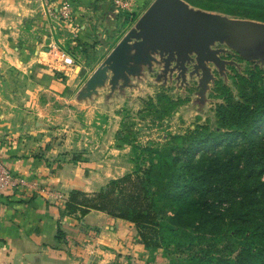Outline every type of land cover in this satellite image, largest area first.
Masks as SVG:
<instances>
[{
  "label": "rangeland",
  "instance_id": "obj_1",
  "mask_svg": "<svg viewBox=\"0 0 264 264\" xmlns=\"http://www.w3.org/2000/svg\"><path fill=\"white\" fill-rule=\"evenodd\" d=\"M152 1L132 0L130 10L114 13L111 12L113 4L110 0L108 3L112 5V9L106 10L108 16H102L101 11H98V14H90V9H84L82 13L78 10L74 15V8H71L70 15L64 17L60 14L64 3H60L58 12L55 13L57 24L65 29V32L60 41L57 39L59 35L54 34L56 42L41 49L42 61L51 63L52 67H56L54 71L60 74V69H68L66 72L69 73L70 69H75L76 66L77 72L82 70L68 84H59L56 89L51 88L57 95H48L40 89V104L35 103L33 97L27 99L25 104L31 107L39 104L42 109L50 108V115H40L43 119L40 127L43 130L36 132L35 140L44 144L35 146V156L56 178L59 169L64 165L80 170L82 174H75L74 178L90 191L81 188L77 190L89 193L91 189H95L96 192L110 179L133 171L136 163L144 165V146H162L167 143L170 135L182 134L194 128L196 124H207L215 130L216 105L224 98L218 86H226L228 93L235 99L250 95L253 92L249 91L252 85L264 91V58H246L225 42H215L211 46L217 51L218 61L207 62L209 75L206 79L200 69L198 72H192V64L183 74L175 67V62L165 71L164 62L158 58V62L152 63L151 69L143 66L139 73L125 72L124 76H115L114 72L108 69L103 82L87 90L88 78L104 63L106 56L121 37L135 26ZM184 1L193 10L229 18L251 19L234 14L243 9L228 0ZM81 23L92 35L91 39L85 42H81V36L85 35L81 30ZM52 48L70 55L73 58L72 65H62L59 55L50 52ZM24 84L21 83V88L27 90L23 88L26 87ZM161 93L178 101V104L169 115L154 119L151 105L158 104L156 97ZM59 94L67 99L60 98ZM49 116L51 118H48ZM121 129L122 133L118 136L117 133ZM126 139L129 143L124 142ZM251 146L264 151V122L255 128L250 139L234 134L231 139L223 142L219 149L223 156L242 157L243 153L244 158V147L249 149ZM205 153L199 154L197 158L204 160ZM257 177L252 180L258 179ZM261 177L264 178V172ZM58 191L54 194L55 200L68 199L70 190ZM49 192L51 193L50 190ZM214 204L218 210L224 211L226 203L216 201ZM121 222H117L119 233L116 236L108 233L109 229L103 230L99 244H94V238L98 234L96 227L82 229L88 237L85 243L95 245L87 247L89 254L96 253L97 258L94 260V256H91L88 263L83 264H187L183 260L186 253L170 256L162 249L155 252L144 250L135 225L128 221L120 224ZM198 245L203 249L198 252L199 256L204 257L202 264L232 261L240 249L237 241L227 234L206 236Z\"/></svg>",
  "mask_w": 264,
  "mask_h": 264
},
{
  "label": "trees",
  "instance_id": "obj_2",
  "mask_svg": "<svg viewBox=\"0 0 264 264\" xmlns=\"http://www.w3.org/2000/svg\"><path fill=\"white\" fill-rule=\"evenodd\" d=\"M105 1L112 9L110 0ZM228 1L243 9L234 14L264 22V0ZM218 89L224 98L216 105L215 130L196 124L170 135L162 146H144V165L136 163L133 171L110 179L96 192L71 190L63 213L82 217L99 210L133 223L144 250L186 253L187 264H202L198 244L204 237L227 234L240 249L232 261L214 264H264V151L244 147L242 158L243 153L223 156L219 149L234 134L250 139L264 122V91L252 85L250 95L235 99L226 86ZM156 98L154 119L169 115L178 104L166 94ZM204 152L205 159H198ZM216 201L226 203L224 211Z\"/></svg>",
  "mask_w": 264,
  "mask_h": 264
},
{
  "label": "crops",
  "instance_id": "obj_3",
  "mask_svg": "<svg viewBox=\"0 0 264 264\" xmlns=\"http://www.w3.org/2000/svg\"><path fill=\"white\" fill-rule=\"evenodd\" d=\"M60 3H69L74 15L90 9V14L101 11L108 16L105 0H0V158L12 173L27 180L14 193L0 194V264L88 263L91 256L97 258L87 247L99 244L105 229L116 236L118 220L126 222L99 210L82 217L64 214L66 200H55L54 194L61 188L64 192L87 190L74 178L82 172L64 165L56 178L35 156V146L44 144L35 140L36 132L43 130L40 115L50 113L49 107L39 105V90L57 95L51 88L68 84L82 70L77 72L76 66L69 73L60 69V74L51 63L42 61L41 49L56 42L54 34L60 41L65 32L56 21ZM80 26L85 33L81 42L90 40L91 31L83 23ZM30 97L39 103L36 107L25 104ZM85 227H96L94 244L85 243Z\"/></svg>",
  "mask_w": 264,
  "mask_h": 264
},
{
  "label": "water",
  "instance_id": "obj_4",
  "mask_svg": "<svg viewBox=\"0 0 264 264\" xmlns=\"http://www.w3.org/2000/svg\"><path fill=\"white\" fill-rule=\"evenodd\" d=\"M215 42L227 43L246 58H264V23L193 10L184 0H153L88 78L87 90L101 84L108 69L124 76L143 66L151 69L159 59L165 71L175 62L183 74L192 64V72L200 69L206 79L207 62L218 61L211 48Z\"/></svg>",
  "mask_w": 264,
  "mask_h": 264
},
{
  "label": "built area",
  "instance_id": "obj_5",
  "mask_svg": "<svg viewBox=\"0 0 264 264\" xmlns=\"http://www.w3.org/2000/svg\"><path fill=\"white\" fill-rule=\"evenodd\" d=\"M131 1L132 0H112L113 12L119 13L123 10H130V6L132 4ZM70 13H71L70 4L65 3L60 11V14H62L64 17H67L70 15ZM50 52H52L53 54L57 53L59 55V59L62 65L64 66L72 65L73 58L64 51H61L57 48H52L50 49ZM25 185H27V180L23 176L12 173L10 169L6 166L5 162H3L2 159L0 158V194L14 193L16 190H18L21 187H24ZM4 264H9V263H4Z\"/></svg>",
  "mask_w": 264,
  "mask_h": 264
}]
</instances>
